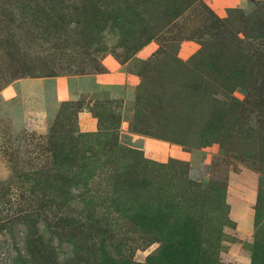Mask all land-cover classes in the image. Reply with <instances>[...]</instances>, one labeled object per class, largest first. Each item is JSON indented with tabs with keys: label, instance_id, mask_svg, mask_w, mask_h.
I'll list each match as a JSON object with an SVG mask.
<instances>
[{
	"label": "rangeland",
	"instance_id": "1",
	"mask_svg": "<svg viewBox=\"0 0 264 264\" xmlns=\"http://www.w3.org/2000/svg\"><path fill=\"white\" fill-rule=\"evenodd\" d=\"M0 264H264V0H0Z\"/></svg>",
	"mask_w": 264,
	"mask_h": 264
}]
</instances>
